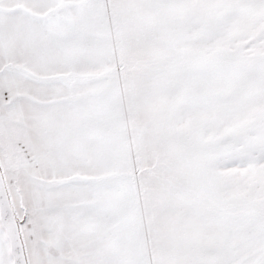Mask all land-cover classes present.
<instances>
[{"label":"snow or ice","instance_id":"snow-or-ice-1","mask_svg":"<svg viewBox=\"0 0 264 264\" xmlns=\"http://www.w3.org/2000/svg\"><path fill=\"white\" fill-rule=\"evenodd\" d=\"M0 264H264V0H0Z\"/></svg>","mask_w":264,"mask_h":264}]
</instances>
